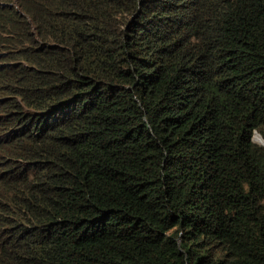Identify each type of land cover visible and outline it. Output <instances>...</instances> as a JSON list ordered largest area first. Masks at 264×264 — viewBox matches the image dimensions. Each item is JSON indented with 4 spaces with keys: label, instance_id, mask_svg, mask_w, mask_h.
Returning a JSON list of instances; mask_svg holds the SVG:
<instances>
[{
    "label": "trees",
    "instance_id": "1",
    "mask_svg": "<svg viewBox=\"0 0 264 264\" xmlns=\"http://www.w3.org/2000/svg\"><path fill=\"white\" fill-rule=\"evenodd\" d=\"M0 264H264V0H0Z\"/></svg>",
    "mask_w": 264,
    "mask_h": 264
},
{
    "label": "rangeland",
    "instance_id": "2",
    "mask_svg": "<svg viewBox=\"0 0 264 264\" xmlns=\"http://www.w3.org/2000/svg\"><path fill=\"white\" fill-rule=\"evenodd\" d=\"M256 136H257V135L254 134V138H255V139H254V138H253V139H254L255 141H257V142L260 141Z\"/></svg>",
    "mask_w": 264,
    "mask_h": 264
},
{
    "label": "bare ground",
    "instance_id": "3",
    "mask_svg": "<svg viewBox=\"0 0 264 264\" xmlns=\"http://www.w3.org/2000/svg\"><path fill=\"white\" fill-rule=\"evenodd\" d=\"M256 134V133H255Z\"/></svg>",
    "mask_w": 264,
    "mask_h": 264
}]
</instances>
